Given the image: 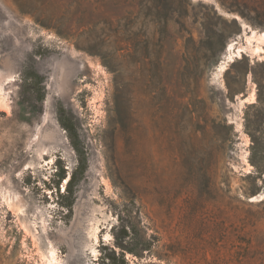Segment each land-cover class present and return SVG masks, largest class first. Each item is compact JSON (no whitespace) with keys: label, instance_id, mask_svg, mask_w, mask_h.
I'll return each mask as SVG.
<instances>
[{"label":"rangeland","instance_id":"rangeland-1","mask_svg":"<svg viewBox=\"0 0 264 264\" xmlns=\"http://www.w3.org/2000/svg\"><path fill=\"white\" fill-rule=\"evenodd\" d=\"M0 74V264H264V0H0Z\"/></svg>","mask_w":264,"mask_h":264},{"label":"trees","instance_id":"trees-1","mask_svg":"<svg viewBox=\"0 0 264 264\" xmlns=\"http://www.w3.org/2000/svg\"><path fill=\"white\" fill-rule=\"evenodd\" d=\"M30 79L31 80L33 79L35 81V83H41L43 81V78H41L37 74H34L33 77L31 76ZM38 101L41 102L42 101V97L38 98ZM63 128H65L66 130H68V128L66 126H63ZM59 177H62V176H59ZM71 182L72 181L70 180L69 183H68V187H67L68 188V191H69V186H70ZM68 206H70V205H68ZM126 238L128 240H130V235L127 234L125 231H123V234L120 237L121 242L116 244V246L121 250V252H120L121 259L124 258V254H126V253H130V254L136 255L135 252H134V250L130 247L129 242H127L128 240L127 241L125 240Z\"/></svg>","mask_w":264,"mask_h":264},{"label":"bare ground","instance_id":"bare-ground-1","mask_svg":"<svg viewBox=\"0 0 264 264\" xmlns=\"http://www.w3.org/2000/svg\"><path fill=\"white\" fill-rule=\"evenodd\" d=\"M254 37V36H253ZM254 39V38H253ZM251 40V39H250ZM256 42V41H255ZM255 44V43H254ZM261 45V44H260ZM259 46V45H258ZM263 46V45H262ZM261 47V46H260ZM256 48V47H255ZM1 75V74H0ZM3 75V74H2ZM6 78V77H5ZM7 78H9L8 76H7ZM1 85V84H0ZM50 255H51V257H52V259L55 261L56 259H55V253H54V250L53 249H51L50 250ZM57 264H59L58 262H57Z\"/></svg>","mask_w":264,"mask_h":264},{"label":"water","instance_id":"water-1","mask_svg":"<svg viewBox=\"0 0 264 264\" xmlns=\"http://www.w3.org/2000/svg\"><path fill=\"white\" fill-rule=\"evenodd\" d=\"M248 32V31H247Z\"/></svg>","mask_w":264,"mask_h":264}]
</instances>
